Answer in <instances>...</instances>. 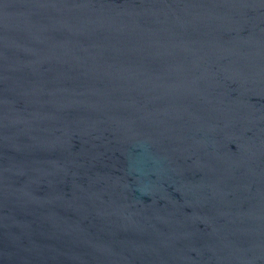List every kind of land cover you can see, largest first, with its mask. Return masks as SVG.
I'll list each match as a JSON object with an SVG mask.
<instances>
[{"label":"water","instance_id":"1","mask_svg":"<svg viewBox=\"0 0 264 264\" xmlns=\"http://www.w3.org/2000/svg\"><path fill=\"white\" fill-rule=\"evenodd\" d=\"M0 264H264V0H0Z\"/></svg>","mask_w":264,"mask_h":264}]
</instances>
